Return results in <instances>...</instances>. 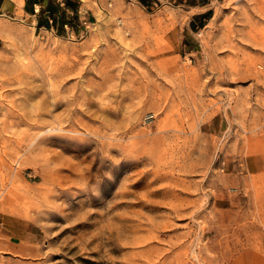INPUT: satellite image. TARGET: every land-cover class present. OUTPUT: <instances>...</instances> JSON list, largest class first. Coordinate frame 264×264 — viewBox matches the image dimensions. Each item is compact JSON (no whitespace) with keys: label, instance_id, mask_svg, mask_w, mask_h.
I'll use <instances>...</instances> for the list:
<instances>
[{"label":"rangeland","instance_id":"1","mask_svg":"<svg viewBox=\"0 0 264 264\" xmlns=\"http://www.w3.org/2000/svg\"><path fill=\"white\" fill-rule=\"evenodd\" d=\"M208 2L0 16V264H264V0Z\"/></svg>","mask_w":264,"mask_h":264},{"label":"crops","instance_id":"2","mask_svg":"<svg viewBox=\"0 0 264 264\" xmlns=\"http://www.w3.org/2000/svg\"><path fill=\"white\" fill-rule=\"evenodd\" d=\"M78 2H79V15H80L81 0H78ZM26 3L27 0H0V16H11L14 18H20L24 20L30 19L31 22L36 25V28H38L37 23L38 20L41 18H49L50 22H52L53 16L52 17L50 16L51 10H54L56 16L63 10L69 11V9L66 8L65 0L34 1L30 4L29 9L26 8ZM199 4H208V5L206 6L207 8L205 10L198 12L196 16L212 9V6H210L209 2L199 3ZM39 28H46V27L41 26ZM52 29L56 30L54 27ZM9 251H13V250L10 249Z\"/></svg>","mask_w":264,"mask_h":264},{"label":"trees","instance_id":"3","mask_svg":"<svg viewBox=\"0 0 264 264\" xmlns=\"http://www.w3.org/2000/svg\"><path fill=\"white\" fill-rule=\"evenodd\" d=\"M39 0H27L26 8L29 9V6L32 2ZM143 4L149 3L150 0H140ZM202 3H207L208 0H201ZM195 3V1H194ZM66 8L69 9L63 10L59 14H55L54 10L50 11V16L52 17V22L49 18H41L38 20L37 27L45 26L46 28H55L59 33H66L68 30L77 31V21H80L79 17V2L78 0H65ZM213 15V10L210 9L204 13H201L196 16L201 25H204L208 19ZM67 24V25H66Z\"/></svg>","mask_w":264,"mask_h":264},{"label":"bare ground","instance_id":"4","mask_svg":"<svg viewBox=\"0 0 264 264\" xmlns=\"http://www.w3.org/2000/svg\"><path fill=\"white\" fill-rule=\"evenodd\" d=\"M98 3V6L101 8V5H100V3L99 2H97Z\"/></svg>","mask_w":264,"mask_h":264}]
</instances>
